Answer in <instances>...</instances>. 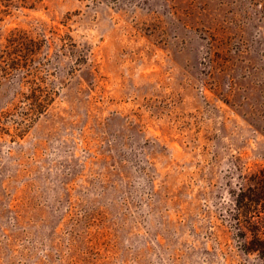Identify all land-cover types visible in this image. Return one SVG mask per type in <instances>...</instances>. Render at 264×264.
Here are the masks:
<instances>
[{
  "label": "rangeland",
  "instance_id": "obj_1",
  "mask_svg": "<svg viewBox=\"0 0 264 264\" xmlns=\"http://www.w3.org/2000/svg\"><path fill=\"white\" fill-rule=\"evenodd\" d=\"M263 175L264 0H0V264H264Z\"/></svg>",
  "mask_w": 264,
  "mask_h": 264
},
{
  "label": "trees",
  "instance_id": "obj_2",
  "mask_svg": "<svg viewBox=\"0 0 264 264\" xmlns=\"http://www.w3.org/2000/svg\"><path fill=\"white\" fill-rule=\"evenodd\" d=\"M251 181L256 188L252 185L238 188L234 207L245 218V225L242 226L250 236L242 244V250L255 252L264 262V175Z\"/></svg>",
  "mask_w": 264,
  "mask_h": 264
}]
</instances>
